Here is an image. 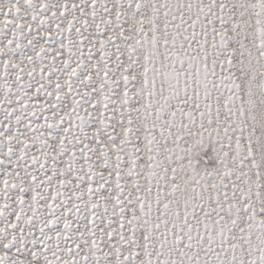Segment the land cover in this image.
Here are the masks:
<instances>
[{"label":"snow or ice","instance_id":"1","mask_svg":"<svg viewBox=\"0 0 264 264\" xmlns=\"http://www.w3.org/2000/svg\"><path fill=\"white\" fill-rule=\"evenodd\" d=\"M0 264H264V0H0Z\"/></svg>","mask_w":264,"mask_h":264},{"label":"rangeland","instance_id":"2","mask_svg":"<svg viewBox=\"0 0 264 264\" xmlns=\"http://www.w3.org/2000/svg\"><path fill=\"white\" fill-rule=\"evenodd\" d=\"M210 154V150L209 152H205L204 155L207 157ZM209 166H211L212 164H214V161H209Z\"/></svg>","mask_w":264,"mask_h":264}]
</instances>
